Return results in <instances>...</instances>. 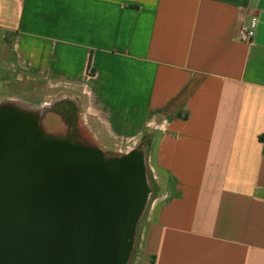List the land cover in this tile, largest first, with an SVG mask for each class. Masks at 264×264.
<instances>
[{
    "label": "crops",
    "instance_id": "obj_1",
    "mask_svg": "<svg viewBox=\"0 0 264 264\" xmlns=\"http://www.w3.org/2000/svg\"><path fill=\"white\" fill-rule=\"evenodd\" d=\"M0 96L76 100L104 148L147 139L130 264H264V0H0Z\"/></svg>",
    "mask_w": 264,
    "mask_h": 264
},
{
    "label": "water",
    "instance_id": "obj_2",
    "mask_svg": "<svg viewBox=\"0 0 264 264\" xmlns=\"http://www.w3.org/2000/svg\"><path fill=\"white\" fill-rule=\"evenodd\" d=\"M24 112L0 108V264H127L150 192L143 152L106 158L42 125L41 138Z\"/></svg>",
    "mask_w": 264,
    "mask_h": 264
},
{
    "label": "rangeland",
    "instance_id": "obj_3",
    "mask_svg": "<svg viewBox=\"0 0 264 264\" xmlns=\"http://www.w3.org/2000/svg\"><path fill=\"white\" fill-rule=\"evenodd\" d=\"M53 100L55 99H32L30 97H26L24 99H4L3 96L2 97L0 96V105L2 106H13L14 105V107L18 105L19 108L28 110L32 113L34 112L35 114H38V115L45 113L43 119L41 120V124L42 126L45 127V129H47L46 132L50 134H55V135L57 134L56 136L63 137L65 139H70L69 138L70 133L69 131L68 132L66 131L67 125H65L63 121L57 115L53 114L52 111L48 109V107L51 105ZM78 131L79 133L78 132L77 133L79 135L77 134V136L73 137V139H75L78 143H81L83 145L99 149L100 151H102V153L104 154L106 158H114V157L121 158L123 156L128 155L132 151V150H128L126 147H122L120 148V150L119 148L117 149L109 148V147L104 148V146H102L104 144H102L103 142L100 140V137L92 135V134H88L84 126L82 125V122H80V119H79V124H78ZM79 137L81 138L79 139ZM146 142H147V139L144 138V140L141 141V143H144V146L138 147L135 150L143 152L145 163H146V172H147L148 186H149L150 192H149L148 203L144 209V212L140 220L137 223L134 242H133V248H132V252H131V255H130V258L127 264H130V261L136 250V246L138 245V241L140 240V232H141V227H142V223L144 219V214L148 210V206H150V204L152 203L153 198L158 188L154 180V177H153L154 171L151 168V162L148 160L149 150H146V147H145ZM141 143H139V145Z\"/></svg>",
    "mask_w": 264,
    "mask_h": 264
},
{
    "label": "flooded vegetation",
    "instance_id": "obj_4",
    "mask_svg": "<svg viewBox=\"0 0 264 264\" xmlns=\"http://www.w3.org/2000/svg\"><path fill=\"white\" fill-rule=\"evenodd\" d=\"M48 109L51 110L53 114L57 115L65 125H67L66 131L67 132L69 131L70 139L77 136V134L79 133L78 124L80 119V112H79V105L76 102V100L68 99V98L55 99L52 101ZM42 114H40L41 120L43 119L45 113ZM43 129L45 131L47 130L45 129L44 126ZM80 138L81 137H79V139ZM138 147H143V144H140Z\"/></svg>",
    "mask_w": 264,
    "mask_h": 264
},
{
    "label": "built area",
    "instance_id": "obj_5",
    "mask_svg": "<svg viewBox=\"0 0 264 264\" xmlns=\"http://www.w3.org/2000/svg\"><path fill=\"white\" fill-rule=\"evenodd\" d=\"M258 25V16L252 15L247 21L242 20L237 26V36L240 41H252L256 27Z\"/></svg>",
    "mask_w": 264,
    "mask_h": 264
},
{
    "label": "bare ground",
    "instance_id": "obj_6",
    "mask_svg": "<svg viewBox=\"0 0 264 264\" xmlns=\"http://www.w3.org/2000/svg\"><path fill=\"white\" fill-rule=\"evenodd\" d=\"M0 108H2V105H0ZM24 114L26 115V117H28V123H29V128H30V132H36V134L38 135V136H40L41 138L42 137H49L50 135L48 134L47 135V133L42 129V124H41V115H35L34 116V114L35 113H25L24 112ZM147 203H148V201H147Z\"/></svg>",
    "mask_w": 264,
    "mask_h": 264
}]
</instances>
